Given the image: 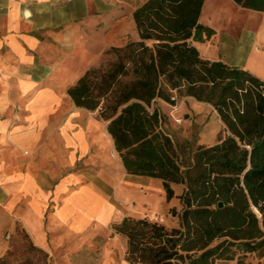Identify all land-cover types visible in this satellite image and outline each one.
Wrapping results in <instances>:
<instances>
[{"label": "trees", "instance_id": "obj_1", "mask_svg": "<svg viewBox=\"0 0 264 264\" xmlns=\"http://www.w3.org/2000/svg\"><path fill=\"white\" fill-rule=\"evenodd\" d=\"M234 1L264 12V0ZM205 3L147 0L133 13L140 39L112 47L116 62L107 70H87L68 89L78 107L99 110L108 121L127 172L162 179L168 197L174 194L172 182L188 184L182 215L186 225L177 237L147 218L125 216L115 224L128 238L132 261L146 259L147 253L157 257V264L186 257L187 264H215L240 258V250L264 255V79L201 55L193 41L205 29L200 22ZM173 90L213 105L229 132L195 152L205 169L194 179L190 168L181 166L159 108L151 109L157 98L174 103ZM191 182L200 183V189H191Z\"/></svg>", "mask_w": 264, "mask_h": 264}, {"label": "crops", "instance_id": "obj_2", "mask_svg": "<svg viewBox=\"0 0 264 264\" xmlns=\"http://www.w3.org/2000/svg\"><path fill=\"white\" fill-rule=\"evenodd\" d=\"M118 4L120 0H0V261L11 250L12 232L22 224L48 264H130L128 238L114 226L126 216L123 208L135 202L141 206L150 197L138 195L135 184L126 185L122 164L105 154L106 147L115 150L113 139L107 140L108 121L101 127V115L78 107L67 90L100 51L91 48L98 44L92 29H121ZM246 16L247 48L237 43L241 54L236 62L216 58L254 73L248 64L257 51L264 55V13L250 10ZM101 18L106 21L100 27ZM55 146L60 166L54 168L50 157ZM94 150L103 153L100 176L112 193L90 173L74 168L79 156L86 158ZM150 182L158 198L164 196V182ZM96 201L99 209L112 210L106 220L90 213Z\"/></svg>", "mask_w": 264, "mask_h": 264}, {"label": "rangeland", "instance_id": "obj_3", "mask_svg": "<svg viewBox=\"0 0 264 264\" xmlns=\"http://www.w3.org/2000/svg\"><path fill=\"white\" fill-rule=\"evenodd\" d=\"M120 1L121 4H118V7L122 6V13L120 15L122 22L121 29H96V31L92 29V37H98V44L93 42L91 48H100V51L94 63L87 70L91 68L107 70L118 60V55L114 52H110L112 47H123L129 41L140 39L133 13L137 7L147 0ZM107 10H109V8H107ZM250 10L251 9L242 7L234 0H207L200 18V22L205 26V29L202 32L201 38L198 37L197 40L193 41L199 48L201 55L211 60H218L216 57L221 55L227 62H236L240 56L239 53L241 54V52L236 49L237 43L242 41V46L245 48L249 45V32L247 29L249 21L246 15ZM258 12L261 15L264 13ZM105 21L106 20L102 18L100 19V27L103 26ZM208 29H216L215 31H217V33L214 31V34L210 35ZM95 32H97L98 35L95 34ZM102 40H108L109 42H106L105 45L101 43ZM153 42V40L147 41L149 45H152ZM130 77L131 75L127 76L126 79H130ZM77 81L78 80H76L74 84ZM172 93L174 95L173 99H175L174 103L168 102L162 98H157L153 101L151 109L154 107L159 108L162 114V126L176 144L182 168H190L189 174L191 179L201 177L205 168L196 158L195 152L201 146L212 145L220 141L227 136L229 132L213 105L199 101L192 96H187L178 90H173ZM94 112H97L100 116L99 110H95ZM100 118L102 120L101 127H103L107 121L102 119L101 116ZM101 130L102 129H100V133H103ZM94 133L92 132V135ZM95 148L96 147H94V149ZM110 149L111 148L106 147L105 154L108 155L109 161L112 162L114 159H118L122 164V172L126 178L124 183L126 185L135 184L138 188L136 191L139 193L138 195L143 194L149 195L150 197V200L144 201L141 206H138L137 202H135L134 205L130 203L127 208H123V211L126 212V216L137 219L147 218L152 222L162 224L165 226L170 236L177 237L178 229H184V225H186L182 215L186 210L183 195L188 189V184L172 182L171 187L174 190V194L172 197H168L162 179L127 172L117 150L109 151ZM54 150L53 157L51 156L50 158L54 160L51 165L55 168L57 165L60 166L58 162L59 159H57L58 156L55 155L57 154L56 151L58 150V146H55ZM96 150H98V148ZM96 150L88 154L86 158H81L79 156L74 168L90 173L93 180H98V182H100L99 184L105 188L108 193H112L111 186H108V183L105 184L104 177L102 179L100 176L104 172V167L101 162L103 153L100 151V155H98V151ZM41 164L44 165L43 167L48 166L46 162ZM112 165H114V163H112ZM106 172L109 175L108 169H106ZM153 178L154 181L159 182L160 186L161 184L164 185V196L161 198H158L156 188L150 185V181ZM190 184L191 189H200L201 187V184L198 182H191ZM152 200L155 201V206L152 205ZM156 212L159 213V216L156 215ZM174 239L177 240L178 238ZM220 240L221 239L215 240L212 246L216 245ZM10 242L12 252L8 256H5L6 260L0 261V264H48L47 256L37 248H32V241L22 224H17V227L11 234ZM167 246L170 247L171 243L167 244ZM177 249L181 251L178 246ZM181 252L184 253L183 251ZM147 254L144 260L132 261L129 259L130 255L126 252V259L130 264H157L155 262L157 257L149 253ZM238 255H240V258L236 257L233 260L217 259L215 264H264V255H260L258 252H245L244 250H240ZM172 261L175 264H187L188 258L174 259Z\"/></svg>", "mask_w": 264, "mask_h": 264}, {"label": "bare ground", "instance_id": "obj_4", "mask_svg": "<svg viewBox=\"0 0 264 264\" xmlns=\"http://www.w3.org/2000/svg\"><path fill=\"white\" fill-rule=\"evenodd\" d=\"M207 1V0H206ZM206 5V3H205ZM204 5V7H205ZM204 10V9H203ZM203 14V13H202ZM260 52L257 51L256 54H254L250 60H249V67L251 68V70L256 74L259 75L261 77L264 78V55H260ZM77 135V134H76ZM108 140L110 141V139H113L112 136L108 133ZM80 146L82 149H85V144L82 141V137L80 136ZM69 142H73L75 143V141L71 138L69 139ZM111 209L109 210L108 208L104 207L102 209H99L98 206V201H96L95 203L90 205V213L94 214L97 213L99 215V217L103 220H106L110 213H111Z\"/></svg>", "mask_w": 264, "mask_h": 264}, {"label": "water", "instance_id": "obj_5", "mask_svg": "<svg viewBox=\"0 0 264 264\" xmlns=\"http://www.w3.org/2000/svg\"><path fill=\"white\" fill-rule=\"evenodd\" d=\"M223 205V202H220V206H222Z\"/></svg>", "mask_w": 264, "mask_h": 264}]
</instances>
